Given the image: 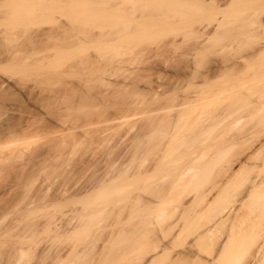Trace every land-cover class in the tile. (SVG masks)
Masks as SVG:
<instances>
[{"label": "rangeland", "instance_id": "rangeland-1", "mask_svg": "<svg viewBox=\"0 0 264 264\" xmlns=\"http://www.w3.org/2000/svg\"><path fill=\"white\" fill-rule=\"evenodd\" d=\"M41 1L35 0L34 2H38L39 4L44 2L43 0ZM47 1L48 0H46L45 3L46 5L43 4L45 6L49 5V7L51 4V8L48 7L49 10L48 8H42L40 10V7L35 5L36 8L32 10L27 9V12L24 7L28 6L22 3L23 5L20 7L19 0H10V2L9 0L0 1V146H3L0 148V249L2 251L4 250L3 252L0 250V264H6L11 260L12 263H16L14 256H17L21 249L24 250L28 248L27 250H29V248H31L33 252L36 250L34 253L35 255L32 253L33 256H30V258H24L27 260L26 262H24L25 260H21L20 262V264H28L29 259L31 263L34 262L32 259H36V256L38 257L39 255L38 253H41L39 257H42L43 254L44 256L47 254L48 250L52 251L54 247L56 250L57 248H62L63 242V245L68 243L67 246H64L68 247L75 244L78 240L80 242L82 240V243H84V241L90 239V247H93L95 244L97 249H104L110 248V245L112 247L113 244L119 243V239L122 237L125 238V234L128 236L126 232L120 229L121 226L118 230L117 227L115 228L113 226V223L119 220L117 216L121 215L123 210L128 208L129 204L127 203H130L129 198H127V196L130 197L131 194L130 191H128L130 184L128 177L132 172V170H130L131 166L134 167L132 163L135 158L134 155H137L135 153H137L138 149L140 154L144 152L142 150H145L143 147V139L142 142L137 143L139 145L133 141L136 132L134 128L132 129V125L130 124V120H132V109L141 105L143 107L152 85L153 88L155 84H161V80L163 81L164 79L165 81H163L162 84L165 83L164 85L166 86H173V84L175 85L176 83L175 80L171 78V75H176L177 72H181V74L182 72L183 74L191 72L189 70H185L186 72L184 71L183 66L186 61L184 62L183 59L177 57L178 53L177 55L175 54L176 56L174 57V53L177 52V48L174 47L177 42L174 41H177V39L172 32L174 30L170 27V24H175V22L169 17L171 22L167 19V21L170 22L167 26L170 28H166L167 26L164 24L165 22L167 23V21L163 22V19L166 17H164L165 13L159 9L160 4L155 1H153L152 4H156V6L159 4L157 7L154 6L159 10L154 9L152 4L148 2L149 0H145V2L144 0H136V2L132 0L134 3H137L135 6L133 2H131V6H129L128 4H123L121 0H114V2L112 0H92L94 1V5L92 2H89L91 0H82L84 3H81L84 5L81 3L79 4L81 0H57V2L56 0H49L51 2L50 4H47ZM118 1H121L122 5L120 4L121 2ZM126 1L124 2L126 3ZM130 1L131 0H129L128 3ZM54 2L56 4H54ZM74 2L75 4L82 5L84 8L87 7L85 6V2H88V9L86 8L87 10H85L81 6L78 7V5L74 7ZM116 2L120 5L116 6ZM146 2L150 4L149 6H151L153 10L150 11L151 8L148 5L145 7ZM16 3H18L19 6L16 5ZM89 3L94 8L91 7L90 12H88ZM97 4H99V6ZM6 5H11V8H7L8 6ZM137 5L140 6L139 9ZM125 7L126 9H124ZM130 7H132V9ZM142 7H144V10L141 9ZM145 8L147 11H145ZM121 9L122 12L127 11L122 14L120 11ZM129 9H131V12ZM261 12L264 13V9H262ZM30 13L31 15H29ZM127 13L135 20L134 24L128 23L134 21H132V19L129 21L130 17L125 16ZM148 13L152 15L149 14V16H147ZM263 13H261L263 15H261V19L264 17ZM139 15L142 17L140 18ZM153 15L154 18H151ZM156 15L158 18H155ZM133 17L137 18L135 19ZM124 18L128 19L127 25L123 20ZM142 18L145 20L144 22L140 20ZM117 19L118 21H114ZM159 19H161L163 23ZM262 21H264V18ZM149 22L151 25H149ZM129 24L136 26L129 27ZM141 25H143V27H141ZM155 25H157V27H155ZM137 26L140 27L138 28ZM135 27H137V31ZM127 28H132L131 32L130 29ZM150 28H152L151 31ZM170 29L172 30L171 32ZM129 32L130 34L134 32L133 34L139 36L137 37L134 35L129 38L130 34L125 35ZM133 38L134 41H132ZM164 41L166 42L164 43ZM163 45L167 49L164 48ZM53 49L56 52H54ZM176 57L179 59L178 61ZM165 58L166 60L163 61ZM215 59H217V57ZM161 61L166 69H164L163 66L161 67ZM215 61L216 60H214V62ZM221 61L224 63L227 60L225 61L222 59ZM244 61L247 62V64L248 62H253L252 60L246 61V59H244ZM244 61L242 62L245 63ZM158 62H160V64ZM178 62L179 64L176 66ZM180 62H183V65L180 64ZM216 62L220 63L218 59ZM79 63H81V65ZM172 63L174 66H172ZM231 63L232 61H229V64ZM83 64L86 65V68ZM178 67L182 69L179 71V69H176ZM169 71H171V75ZM200 72L201 74L203 72L204 75L205 69L200 68ZM166 74L170 76L167 75L166 78ZM251 74L253 75L252 72ZM154 75L157 79L164 78L157 80ZM168 77H170V79ZM166 79L169 80L167 81ZM185 82L186 81H181L176 85L179 84L181 87H186ZM170 83H172V85ZM143 98L145 99L143 100ZM113 108H116L114 109L116 113L113 111ZM118 108L119 111H117ZM138 108L141 109L140 107ZM126 110H130L131 114ZM141 111L143 112V110ZM118 114L120 117L122 115L124 118L128 116L127 119H129V121L126 118L125 120L123 118L120 119ZM111 116H113L112 121L114 119L117 121L120 120V123L117 122V127L120 128L116 129L117 127H115V129H112L114 127L113 125L116 124V122H114L115 120L113 121L114 124L111 123V120H105L106 117H110L109 119H111ZM129 116H131V118H129ZM104 117L105 119H103ZM260 118L261 116L259 119ZM102 119L106 121H104V124L102 123ZM98 120L102 122L99 124ZM121 120L122 122L127 121L128 123H122L123 125L119 126ZM257 120L258 118L254 121ZM219 121H223V117L220 118ZM251 124L253 125L254 122H251ZM251 124H249L250 127ZM249 125L247 124V126ZM110 126H112V128ZM102 127L107 131H104V133L103 131L100 132L104 130ZM107 127H110L112 130ZM234 128L231 127V130H235ZM5 145H9V147ZM139 146L140 148L136 149ZM134 149H136V152ZM139 153L137 156L142 155ZM130 158L131 161H129ZM140 160H138L139 162L137 161L138 164ZM134 161V164H137L135 159ZM127 172L128 174H126ZM261 173L264 176V169L260 171V176ZM106 176H108V178ZM250 176L251 178L253 177V175ZM118 178H120L122 182ZM262 179L264 180V178ZM105 180L108 183L106 182L105 184ZM108 184L123 185L124 189L126 188L124 191V200H119V198L122 199L123 193L117 192L118 190L111 191V198H114V200L117 199L119 202L108 201L110 199L106 200L102 189H107V187L110 186ZM115 185L114 187H110L113 189ZM108 189L111 190L110 188ZM260 191L261 194L264 193V190L262 192V188H260ZM249 199L250 198L245 199L246 203L257 202L254 196L251 200ZM100 200L101 203L104 202L101 204ZM262 200L264 201L263 197L261 201ZM104 204H108L106 205L107 207ZM98 205L102 208L99 214H101V216L104 215L103 217L99 216V214H97L98 212H95V210L99 208ZM118 207L120 210H118ZM236 207L240 215V208L239 206ZM230 208H233V206ZM228 212L226 211L224 215H227ZM263 212L264 211H262V214L264 215ZM83 214L89 215L90 219H96L98 216L101 217L100 219L105 218L103 220L98 218L101 222L96 219L101 223L96 224L100 228L95 226L96 229L94 227L98 231L92 230L94 229L92 228L93 226L91 227L92 229L88 226V228H90V234L88 232L89 229L85 227V230H87V233H89L91 237L86 236V231L85 234L78 230L80 229L79 227L85 225L89 220V217ZM80 215L83 218H79ZM261 215L256 213L259 220H256L254 217L255 215L252 216L254 218L251 219V221L254 219L255 221L254 223L250 221L251 224L254 225L256 222L262 225L264 223V217ZM114 218L116 221H114ZM77 219L79 221L84 219L82 221L83 223L78 221L81 226L77 225L79 224L77 223ZM47 220L48 222L52 220L55 227L51 225L52 228L46 230V225L48 223L45 225V221L47 222ZM84 221H86L85 224ZM106 221L110 222V224ZM57 222H59V224ZM61 222L64 223L62 224ZM70 222L72 223L70 224ZM76 225L78 229L74 231V234L77 233L78 235L73 234V226ZM63 226L67 229L65 228L64 230ZM107 227L109 229H107ZM263 227L261 226V228ZM61 228L63 229L61 230ZM121 230L123 232H121ZM262 230H264V228ZM111 231L114 233L112 232L110 235ZM115 232H118V234H115ZM69 233L72 234L70 235ZM262 234L264 236V231L263 233L261 231L260 236H262ZM61 235V238L58 237ZM93 236L95 237L92 238ZM263 236L260 238L263 239ZM73 238H76L77 241L75 239L73 242ZM93 239H97L98 242L96 240L93 241ZM261 239H259V242L263 241L262 243H264V240ZM90 240L88 242L86 241L87 244H90ZM126 243H122L126 245L124 246L121 245L120 242L119 246L129 248L130 241ZM85 244L83 245L89 247ZM115 245L118 246V244ZM260 245V247H262L264 244ZM263 247L261 248L262 250L259 249L262 251L260 253L261 255H259V253L257 254V256L259 255V257H261L257 258L259 264H264V261L261 263L262 260H264ZM23 250L21 251L23 252ZM205 257L207 256L203 255V260ZM181 264L186 263L182 262Z\"/></svg>", "mask_w": 264, "mask_h": 264}, {"label": "bare ground", "instance_id": "bare-ground-1", "mask_svg": "<svg viewBox=\"0 0 264 264\" xmlns=\"http://www.w3.org/2000/svg\"><path fill=\"white\" fill-rule=\"evenodd\" d=\"M34 1L19 0L21 5L20 7H22V3H25L24 5L28 6L24 7L26 12L29 9L32 10L33 8H36L35 5H38L37 7H40V10L42 8L47 9L49 7V5L45 6L46 0H43L45 5L43 3L39 4L38 2L37 4ZM48 1L47 4H50L51 2L49 1L48 3ZM112 1L114 2V0ZM121 1H123V4H128L129 6H131V2H133L132 0L129 3V0ZM124 1H126V3ZM153 1L159 3L161 6V8L159 6V9L165 13V18L161 14L164 18H162L164 20L163 22L167 21V19H173V22H175V24H170V20V22L167 21V23L165 22L164 24L166 26L170 24V27L174 30L172 31L170 29V32L172 31L177 39V41H174L177 42L176 45L174 44V47L177 48V52L174 51L176 52L174 53V57L178 53L177 57L183 59L184 62L186 61L183 66L184 71L189 70L191 72L187 74L177 72L176 75H171V71H169L171 78L175 80L176 84L181 81H186V87H181L179 84L166 86L164 85L165 83L162 84L165 80H161L164 77L159 78L161 80V82L159 81L161 84H155L153 88V85L151 86L149 95H147L148 98L146 97L147 100L144 101V104L142 103L143 107L140 104L141 106L138 107L141 109L138 107L132 109V120H130V124L132 125V129L134 128L136 132L135 139H133V141L137 144L138 142L140 143L144 140V146L143 144L142 146L145 150H142L144 152L141 151V155L138 152V148H140V146L137 147L136 149L138 150L135 154L138 155L139 153L141 156L134 155V159L136 162L140 159L142 160H140L139 164V161L137 164H134L135 161L133 159L132 163L134 167L129 163L131 166L130 170H132L131 174H129L130 176L128 177V180H130L128 191L132 194H130V197L127 196L130 203H127V201L126 203L129 204V206L128 208H125L126 210H123L122 214L119 213L121 215H119L120 217L117 216V218H119L117 222H114L116 221L115 218L114 221L112 220L115 223H113L115 228L117 227L118 229L121 226L120 229L128 234V236L125 234V238L122 237L124 236L122 235V238H120L119 241L121 242V245L124 246L127 245L126 242L130 241L129 248L127 247V250L126 247L125 249L124 247L119 246V242L115 243L118 244L119 248L113 244L112 247L110 245V248L97 249L94 242V246L92 244L94 248L90 247V239V244H87L89 241L88 239V241L86 240L87 242L84 241V243H82V240L80 242L79 240L77 241L76 238H73V242L75 239L77 241L75 244L64 247L67 246L68 243L63 245V242L62 246L64 248L61 246L62 248H57L56 250L54 247V251L46 249L48 252L45 256L43 254L44 257H39L41 253H38L39 255L38 257L36 256V259L31 258L34 262L31 263V260L29 259L28 264H181L182 262H185L186 264H259L257 258H261L259 255H261L260 253L262 252L259 249L264 246L260 247V244L264 243H262L263 241L259 242V239L263 236V234L262 236H260V234L261 231L262 233L264 231L262 230L264 228V221L262 222V225L261 223L258 224L256 222L253 225L251 222L253 221L252 223H254L255 219L252 221L251 219L255 217L256 220H259L256 213L261 215L262 211H264V201H261L262 197L264 198V193L261 194L260 191V188H262V192L264 190V180L262 179L264 178L262 175L263 172L261 173L262 177L260 176V171H263L264 169V21H262L264 17L261 19L263 16L261 14L263 12L261 11L264 9V0H149L148 2L152 4ZM81 2L82 0L79 4ZM89 2L93 3L94 1L91 0ZM134 2H136V0ZM148 2L145 3L146 6H141H149L150 4ZM18 3H16V5H18ZM54 4L56 3L54 2ZM79 4H75L74 2L73 6L75 7L78 5V7L81 6L85 10L88 9V2H85V6H87L85 8L82 6L84 4ZM120 4L122 5V2ZM135 4L137 3H134L133 5L135 6ZM159 4H157V6ZM97 5L99 6V4ZM119 5L117 3L116 6ZM6 6H8L7 8H11V5ZM137 6L139 9L140 6ZM154 6H156V4H152V7L157 10V6ZM91 7L93 8L90 4L88 12L91 11ZM126 7L124 9H126ZM149 7L151 8V6ZM49 8H51V4ZM130 8L132 9V7ZM143 8L144 7L141 9ZM153 8H151L150 11L153 10ZM122 9L120 10L122 14L127 11L122 12ZM131 9H129L130 12ZM145 11H147L146 8ZM149 14L150 13H148L147 16H149ZM29 15H31V13ZM125 16L130 17V14L128 15L127 13ZM156 16L155 18H158V16ZM139 17L141 18L142 16L139 15ZM151 18H154V15ZM130 19H132V17L129 18V21ZM123 20L127 25L128 19L124 18ZM140 20H143V18ZM114 21H118V19ZM132 21L134 22L130 21L128 23L134 24L135 20L132 19ZM144 21L145 20H143V22ZM130 24L129 27L136 26ZM143 25H141V27H143ZM149 25H151V23ZM137 27L139 28L140 26ZM137 27H135L136 31ZM152 27L155 28L157 25ZM170 27L167 26L166 28ZM131 30L132 28L130 29V32ZM151 30L152 28H150V31ZM130 32L125 35H129ZM133 33L134 32L130 34L129 38L136 35ZM132 41H134V38ZM165 42L166 41H164V43ZM216 57L220 63L216 62ZM222 59L225 61L227 60V63L224 61V63H222ZM244 59H246V61L252 60L253 62H248L247 64ZM165 60L166 58L163 61ZM178 60L179 59H177V61ZM214 60L216 61L214 62ZM254 60L257 61L258 64ZM229 61H232V63L229 64ZM158 63L160 64V62ZM79 64L81 65V63ZM85 64H83V66ZM178 64L179 62L176 66H178ZM180 64L183 65V62H180ZM162 66L161 61V67ZM172 66H174L173 63ZM200 68L205 69L204 75L203 72L201 74ZM176 69H179L180 71L182 68L178 67ZM167 75L168 74H166V78ZM168 78L170 79V77ZM170 84L172 85V83ZM134 99L136 100L135 97ZM144 99L145 98H143V100ZM114 109L116 108H113V111ZM130 110L126 111H129L130 113ZM141 110H143V112ZM117 111H119V108ZM260 116L261 118L259 119ZM112 117L113 116H111V119H109L110 117H106V119L104 117L103 119L106 121H112ZM127 117L125 118L127 119ZM222 117L223 121H219ZM122 118L125 120V118L121 115L120 119ZM129 118H131V116H129ZM257 118L258 120L254 121ZM105 120H103V122H97L99 124L101 122L104 124ZM114 120L113 121L116 122L115 125H113V121H110L114 126L113 128L110 126L112 129H115V127L118 126L117 122L120 123V120ZM127 120L129 121V119ZM251 122H254V124L252 125ZM122 123L126 124L128 122H122L121 120V124L119 126H122ZM240 124H243L244 126ZM247 124H251V127L250 125L247 126ZM110 127L107 128L109 129ZM231 127L236 128H234L235 130L232 129V131ZM118 128L120 127H117L116 129ZM103 129L104 130L100 129V132L103 131L104 133V131H107L105 128ZM7 146L9 147V145ZM1 147L3 146H0V148ZM136 149H134L135 152ZM129 161H131V158ZM126 174H128V172ZM250 175H253V177L251 178ZM106 177L108 178V176ZM106 182L107 181L105 180L104 183L106 184ZM114 185L115 184L110 186L114 187ZM110 186L105 190L102 189L106 200L110 199L108 201H118L117 199L114 200V198H111L112 190H118L117 192H121V194L123 193L122 197L120 194L122 199L119 198V200H124V191L126 188L124 189L123 185L118 184L115 185V188L113 189ZM253 196L257 202L246 203L245 199L250 198L249 200H251ZM100 205H98L99 208L95 210V212H98L97 214L102 211ZM231 205L233 208H230L232 207ZM236 206H239V213L242 216L238 214L237 211L239 210ZM118 210H120V208ZM226 211H229L227 215L225 214L227 218L224 215ZM83 215L89 217L87 214ZM99 216H101V214H99ZM99 216L96 217L97 220L104 215L101 217ZM79 218L83 217L80 215ZM94 219L95 218L90 219L89 217L87 223L84 221V224H86L82 226L83 228L79 227L81 230L78 229L77 225L81 226L80 223L84 219H82V221L77 219V223H80L73 226V234L77 229L84 233L86 231L87 233L85 227L88 228V226H90V228L92 226V228L95 226L100 228L96 224L101 223ZM103 219L105 218L100 220ZM46 223L48 224L46 225ZM57 223L59 224V222ZM71 223L72 222H70V224ZM108 223L110 224V222ZM45 225L47 227L46 230H50L52 228L51 225L54 226L52 220L51 222H48V220L47 222L45 221ZM261 226L263 228H261ZM63 228H61V230ZM90 228H88L89 233ZM95 228L92 230L97 229ZM107 229L109 228L107 227ZM122 230L121 232H123ZM112 232L113 231L110 232V235ZM89 233H87L86 236H90ZM116 233L118 234V232H115V234ZM74 235L78 234L76 233ZM58 237L61 238L62 235ZM94 237L95 236L92 238ZM94 240L97 241V239H93V241ZM261 240H264V238ZM85 243L90 248L84 246L83 244ZM122 243H126V245ZM114 245L117 248H115ZM27 249L28 248L24 249L25 251L21 249L23 250V252L20 250L22 253L18 250L19 254H17V256L13 253L16 256V258L14 256L16 263H12V260L8 261V259V263H6L7 261L5 263L20 264L21 260H25L24 258H30V256H33L32 253L34 254L36 250L33 252L31 248H29V250ZM3 251L1 250V252ZM258 253L259 255L257 256ZM203 255L207 256L204 260L202 258ZM26 261L27 260L24 262ZM263 261L264 260L261 262L260 260L261 263H263Z\"/></svg>", "mask_w": 264, "mask_h": 264}]
</instances>
